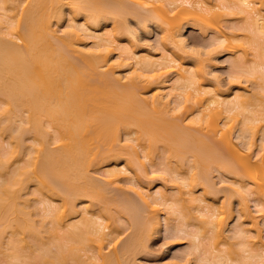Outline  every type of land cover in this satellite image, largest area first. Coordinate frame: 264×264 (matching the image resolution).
<instances>
[{
  "label": "bare ground",
  "instance_id": "bare-ground-1",
  "mask_svg": "<svg viewBox=\"0 0 264 264\" xmlns=\"http://www.w3.org/2000/svg\"><path fill=\"white\" fill-rule=\"evenodd\" d=\"M16 8L17 12L12 13ZM129 14L136 16L145 28L147 22L157 24L162 42L171 51L158 55L146 47L121 48L120 36L132 33L126 25ZM66 15H69L67 26L59 30ZM232 16H241L238 21L242 24L233 21L235 27L226 30L223 22ZM106 22L113 24V31L102 27ZM187 25L198 26L204 35L211 33L209 46L221 47L230 54L231 72L236 76L249 74L246 78L253 82L248 81H257L255 88L251 92L236 87L223 91L218 76L216 86L206 84V59L214 50L211 54L207 51L205 60L197 59L198 52L188 50V39L183 34ZM86 38H94L92 47ZM58 48L73 49L88 66H98L93 86H88L86 75ZM116 48L120 50L119 59L111 62ZM240 81L234 78L231 85ZM113 82L119 84L115 83L118 88H113ZM140 83L149 94L141 96L137 92ZM262 92L264 0H0V103L4 104L0 106V133L3 136L10 129L18 137L17 130L30 124L28 129L34 131L33 138L38 144L34 153L28 152L27 161L11 171L5 183H0V247L5 244V233L10 231L12 238L5 253L11 264H135L131 253L136 254L146 237L157 234L163 226L171 233L186 229L181 228L186 223H181V227L171 224L172 216L183 221L198 219L197 224L191 220L197 229L183 263H191L194 257L193 260H201L198 263L207 264H264V240L260 248L249 244L254 236L249 233L254 229L260 239L264 238V114L251 109ZM22 112L26 113L24 119ZM176 112L182 113L180 123L167 119ZM20 115V128L5 126L17 121ZM237 125L240 142L234 140ZM184 127L210 133L227 146L229 157L225 159L217 153L205 157L201 150L206 145L205 139ZM28 129L24 132H29ZM258 131H261L259 145L255 140ZM48 133L53 137L47 136ZM14 136V143L11 141L0 155L1 172L3 165L12 164L25 154L24 143H19L21 135L18 139ZM51 137L56 143L54 151L47 144ZM160 142L168 161H176L174 167H167L175 175L177 195L153 190L148 183L144 186L136 179L140 172L151 171L142 169L148 167L147 161L155 170H161L162 167H155L154 160L155 146ZM185 153L191 154L193 160L188 168ZM99 163H106L107 167L95 180L89 171ZM208 164L236 176L228 187L242 196L244 204L254 198L258 207L254 223L246 227L241 219L237 224L239 217L230 214L228 208L214 206L211 202L214 193L207 188L214 182L201 179ZM167 167L162 170L167 171ZM32 180L47 197L41 200L47 204L42 221L49 217L53 224L51 230H46L57 248L53 254L43 244L36 253L24 252L28 246L26 235L41 245L38 238L41 230L36 229L32 220L33 210L29 211L33 206L25 208L30 201L23 198L25 184ZM120 181L132 184L135 199L138 197L136 200L153 215L148 223H143L145 226L141 225L136 211L138 202L132 199L126 205L123 203L134 208L126 210L137 212L136 222L141 226L118 249L114 229L117 215L102 198L109 185ZM200 190L203 193L199 195ZM77 214L81 220L70 222ZM231 239L236 241L230 242ZM228 244L231 246L226 250ZM89 247L96 249L93 255L87 254Z\"/></svg>",
  "mask_w": 264,
  "mask_h": 264
},
{
  "label": "rangeland",
  "instance_id": "rangeland-1",
  "mask_svg": "<svg viewBox=\"0 0 264 264\" xmlns=\"http://www.w3.org/2000/svg\"><path fill=\"white\" fill-rule=\"evenodd\" d=\"M64 9H65L64 13L66 14L67 13L66 6H65ZM11 12L12 13H14V12L16 13L17 12V8L13 9ZM68 16L69 15L64 16L65 18H63V21L61 22V25L58 26L59 30H60V27L62 29L63 26H65V27L67 26V21H68L67 19H69ZM127 16L128 17H126L127 18V24L126 25L131 28L132 33H130V34L123 33L120 36L119 41H120L121 48L134 47L135 46L136 49H142V48L146 47V49L149 48L148 50L151 53L153 52V53H156L158 55L159 54L162 55L163 53H166V52L169 53L171 51V48L169 46H166L164 44V42H162V40H161V30L157 26V24H155L153 22H147V24H146L147 25V27H146L147 30H146V28L142 24H140L138 22V18H136V16H133V15H130V14L127 15ZM240 17L241 16H239V17L235 16V18H234L232 16L230 18H227L223 22L225 29L229 30L230 26H234L233 21L234 22L237 21L239 23L238 20L241 19ZM238 23H237V25H238ZM240 23L242 24V21ZM104 24H105V27H104ZM235 25H236V23H235ZM65 27H63V28H65ZM102 27L106 28L107 31H113V29H114V26H113V24H111V22L103 23ZM183 34H184V37L186 38V40L188 39L187 40V43L189 45L188 46L189 47L188 50L195 49L198 52V55L197 54L195 55L196 58L198 56L197 59L205 60L206 58H208V55L206 53H207L209 48H213V47L209 46L210 45V41H211V33H209L208 35H204V34H202L200 32L198 26L187 25L185 27L184 31H183ZM88 38H86L87 42H88V46L92 47L93 43H94L93 42L94 38L93 39L92 38L88 39ZM18 42L21 43L20 41H18ZM63 49H59L58 48V51L60 50L61 52H63V54L65 53L66 56H68L69 58H72L73 61L78 66L79 71L86 75L85 78L87 79L88 86H93L94 82L96 80V77H97L98 70H99L98 66L97 65L88 66L85 63V60H83V57H82V55L80 53L74 52L73 49H70V48H66L64 50ZM213 49H214V52H213L212 55H210L211 59L210 58L206 59V64H208L205 67L206 68L205 69L206 77H205L204 80H205L206 84H208L211 87H214V86H216V84H218L217 83V80H218V82L220 83V86L222 87L223 91H225V89L231 90L232 87H236V89H241L243 91L246 90L245 88H247V89H250V90H247V91L251 92L255 88V82H257V81H254V83H251L253 81L248 79L249 77L246 78V75H249L247 73H242V74H239L238 76H236L233 72H231V68H230L231 56H230V54H228L226 51H224L223 48H221V47L220 48L219 47L218 48L214 47ZM119 51L120 50L116 48L115 51L112 53L111 62H115V61H117L119 59V57H118ZM216 51H218V52H216ZM199 53H200V55H199ZM250 53H252L251 50H250ZM251 57H252V54H251ZM211 60H212V62H211ZM216 76H218L217 80L215 79ZM252 77H254V76H252ZM234 78L237 79V80H241L240 81L241 83L237 84L238 86L236 84H235L236 86H232L231 85L232 84L231 81ZM254 79H256V78L254 77ZM248 80H250L251 82L248 81ZM100 81H98V79H97V82H99L102 86H103V84L105 86V83L103 81L102 82H100ZM115 83L113 82V85H112L113 88H116L117 85L119 86V84L116 83L117 85H115ZM250 83H251V85L253 84L252 85L253 87L250 85ZM256 85H258V84H256ZM119 89H120V87H119ZM136 89L138 90L137 92L141 96L149 94V93H145L144 92V88H143L141 83L136 87ZM0 104H1L0 106H4L3 103H0ZM251 109L253 111H255L256 113L264 114V92H262L258 96V99L256 100V103L251 106ZM149 112H150V114H153L151 110H149ZM178 113L180 114V116L178 115L179 117L175 118L174 116H176V114H178ZM178 113L176 112V114H174V115L167 116V119H171L172 122L180 123L181 120L183 119V117L181 116L182 113H180V112H178ZM21 115L22 116L24 115L26 117V113L25 112H22ZM21 115L19 116L21 119L17 118L18 122L17 121H15V122L12 121V122L6 123L7 125H5L4 122H3V124L7 128H9V127H13L14 128V126H15V128H17V125H18V128H20L19 125H21V123H20L19 120H22ZM24 116H23V119H24ZM181 117H182V119H181ZM22 123H23L24 126H26L25 125L26 122H22ZM9 124L13 125V126H9ZM29 125L26 126V127H21L22 128V129H20L21 132H20V130H17V132H16V133L19 132L18 137H20V135H21V138H19V140L21 142L19 141V143L20 144L24 143L23 146L25 145V147H26V148L24 147L25 149H23V150H26V151H24L25 154H24V156L22 158H19L18 160L12 161V164L10 162L9 164L7 163L5 166L3 165L4 168L2 167L3 170H2V172L0 171V183L1 182L5 183V180L7 178H9L10 174L12 173L11 171L16 169L18 166L23 165L24 164V160H25V162L27 161V158L29 156L28 152L32 153L33 151L36 150V147H38V144H36L37 143L36 140L33 138L34 137L33 136L34 131L30 132L31 129H28V128H30ZM25 128H26V130L28 129L29 132H27V133L24 132V131H26ZM235 128H234V136H235L234 140H235V142H240L239 141L240 137H237L238 133L240 132V125L235 126ZM8 130L10 132V129H8ZM185 130H188V131H191V132H193L195 134H198L199 136H202L205 139L206 145L201 147V150L204 153L205 157L208 156L209 154L211 156L213 153L221 154L220 156L223 155L224 157L226 156L227 158L229 157L230 154H229L227 146L223 145V143H221L217 139H213L211 137L210 133H207L205 131H197V130H194V129H188V128H185ZM7 131H6L5 134H3V136L0 133V155H1V153L3 151H5L7 148H9V145L12 142L14 143V141H15L14 138H13V136L15 134L14 131L12 130L13 134H12V131L10 132L11 134L10 133L7 134L8 133ZM22 132L24 134H22ZM250 132H251L250 130L248 132H246L245 136L249 137ZM122 133L125 134L126 131H124ZM53 134H54V132L52 133V135ZM48 135L52 136L50 133H48L47 136ZM136 135H137L136 133H133V136H136ZM18 137H15V138L18 139ZM52 137H51V139L48 140L47 144L49 143L48 146L50 147V149L52 151H54L56 143H55V141L53 140ZM255 137H256L255 140L258 141V142H256V141L255 142H256L257 145H259V143H261L260 142V140H261V131H258L257 136H255ZM26 145L27 146L31 145V146L27 147ZM39 146H41V145H39ZM193 146L196 147L197 144L194 143ZM155 149H156V153H155L156 157H154L155 167H156V165H158V168H161V167L165 168L168 165H171L172 167H174L176 165V161L175 160H172V162L168 161V154H166V150H164L163 142H160V145L157 143V145L155 146ZM185 155H186V153H185ZM226 157H225V159H226ZM185 159L187 160V164H185V168H188L189 165H190V162L193 163L192 162L193 160L191 158V154H189V156L186 155ZM119 161H121V163L125 162V160L123 161V159H120ZM147 162H146V166H148V167H146L147 169L146 168L145 169L142 168V169L143 170H147V172H149V170H151V171L149 173H146L145 171L144 172H140L141 175L138 176V178H136L137 181L142 182V184L144 186L147 185V183H148L149 186L151 185V188L153 190H155V189L156 190H162V191L166 192L167 194H174V195L176 194L177 195L178 194L177 192L179 191V188L175 185L176 183L174 181V177H175L174 173L170 172L168 170V167H167V171L165 170L166 168L163 169V170L161 168V170L157 171V170L154 169V167H152V165H149V162L148 163ZM99 164L95 165V167H93V169L91 168L90 171H89V173L94 176L95 180H96V177L99 178L98 177V176H100L99 172H101V170L103 171L107 167L106 163H103V164L99 163ZM213 166L211 164L210 165L208 164L206 166L202 176H201V179L203 181H210L211 183L212 182L216 183V184L213 183V184L207 185L208 190L213 191V193H214L213 196L215 197L213 200H211V202L214 204L215 207L228 208L227 210L229 211L230 214H232L233 216L239 217L238 220L236 221L237 224L239 223V220L244 219L246 227H248L249 224L254 223L253 222V216H255L254 214H256V210H258L257 209L258 207H256L255 202L252 200L254 198H249L251 200H248L247 203L244 204L243 200H242V196H240L239 194H236L234 191L230 190L229 187H228V184L232 183L231 185H233L234 180L236 179V176H234L233 174L232 175L228 174L229 175L228 176L226 173H224L225 171H223V169H219V166H217V165H213ZM222 178L224 180H222ZM173 183H175V184H173ZM109 186H110L109 190L108 189H107V191L104 190L105 191L104 192L105 197L102 198V202H104V204L107 205L108 208L109 207L113 208V210H114L113 214L114 215L116 214L117 217H118V220H117V217L115 216L116 227L114 229L116 231L115 234L118 235L117 236V241L119 240V244L117 245V247H118V249H120L121 245L122 246L125 245L124 243H126V242H124V241L129 240L127 238L131 237L132 234L137 231V229H138L137 226H141L143 223L146 224V223L149 222V219L152 217L153 213L150 212L148 210V208H146L147 206L144 205L143 203H141V201L139 202V200H136V199H139L138 197L135 199L136 194L133 192V190H131L132 184L130 182L120 181L119 183L114 184L113 186L112 185H109ZM37 189H38L37 188V184L35 183L34 180L27 182V184H25V187L23 189L24 190L23 191V198H26V199H28L30 201V205L28 204L29 206L27 205V207L25 206V208H29L31 206V204L33 206L32 209H31V207L29 208V211L33 210V212H31L32 213L31 214L32 215V220H33V222H35V226L37 227L36 229L40 228V230H41V232L38 234V238L40 240L41 245L36 244L34 242V240H33L34 238H32L29 235H26V239L25 240H26L28 246L26 247V250H24V252L26 254L31 253V252H35V251H37L39 249L38 247L42 246V244H43L44 247H47V248L50 249L49 251L52 250L51 252L53 254V252L56 253L57 248L54 245V243L52 242V239L49 236V232L46 231L48 229L51 230L52 227H53V224L50 221L49 217H48L46 222L42 221V219L44 217L43 215L46 213L45 210H44L45 209V205L47 206V204H46V202L41 201V200H46L47 197L45 195H42V193H40ZM200 193H203V192H201V190L197 192V194H199V195H200ZM231 193L233 195H231ZM132 199L136 200L138 202V208L139 209L137 208V210H136L138 213L136 211H134L133 213L129 212L128 209H130L132 207V206H130V203L128 205L130 207L125 206ZM117 202H119V203H117ZM56 203L59 204L60 200H57ZM226 205H228V207ZM35 207H37V210L40 209V211L39 210L37 211ZM126 208H128V209L126 210ZM132 209L134 210L133 207H132ZM138 210L141 212V214H140V212ZM126 212H128V214ZM192 212L193 213L196 212L195 209H193ZM136 213L140 216V219H139V216L136 217V215H137ZM197 215H198V213H197ZM173 216H175V215H173ZM135 217H136V219H135ZM192 219H194V218H192ZM192 219H190V220H189V218H188V220L185 219L186 220V222H185V220L183 221V219H179V220L178 219H172V216H171V224L181 227V225L186 223L187 226L184 225L181 228L185 227L187 229V231L189 229L192 233L191 232L187 233L185 231L186 229L184 230L185 232L183 230H182V232H177L178 229H176V230H173L172 233H171V231L170 232L167 231L166 227L163 226L162 230L157 232V234L152 235V237L148 236L149 238L146 237L145 238L146 241L144 239V241H143V242H145V243H143L144 245L142 247L140 246L141 249L138 248L136 250V254L131 253L132 257L131 256L130 257H131V259H133L131 261L132 262L135 261V264H181V263L185 264V263H183V261H184L183 257L190 250V248H191L190 246L193 245L192 242H194L193 239L195 237L194 236V232H196V229H197L196 225H194V224H197L198 219H196L197 221L194 219L196 221V222L194 221V224L191 223ZM80 220H81V215L77 214V216L75 215V216H73L71 218L70 222H78ZM134 220H135V222L137 220L138 221L141 220L142 223H141V221L139 222L141 225H138L137 222L135 223ZM187 221H188V223H187ZM236 222L234 221L233 223H236ZM181 223H183V224H181ZM231 226L233 227L234 225H231ZM136 227H137V229H136ZM262 230H264L263 226H262ZM229 233H231V231ZM5 234H6L5 237H4L5 244L2 247H0V264H11V258L6 255V253H5L6 249L5 248L8 246V242H9V240H11L12 235L10 234V231H7V233H5ZM189 234H192V235H189ZM249 234L254 235L252 237V241L249 242L250 246H252L254 248L263 247L262 244H261V240H264V238L260 239L258 237L259 236L258 230L254 229ZM192 236H194V237H192ZM235 241H236L235 239L234 240L233 239L230 240V242H235ZM220 246L222 247V245H220ZM230 246L231 245L228 244L225 247V249L226 250L229 249ZM236 246L237 245L234 244L233 247L238 248V246L237 247ZM107 248H106V250L108 252H110L111 250H109ZM109 248L111 249L112 247H109ZM87 249H88L87 250V254L88 255H93L96 252V249L93 248V247H89ZM238 252L240 253L241 250L238 251ZM81 253L85 254L84 251H81ZM132 254H134V256ZM83 257H85V255H83ZM193 258L191 260V263L189 262V264H195V263H198L199 261H201V260H198L197 258H195L193 260ZM34 259L35 258H33L31 261L33 262ZM202 262L203 263H201V262L200 263L201 264H207V262H205V261H202ZM200 263H198V264H200ZM17 264H21V262H18ZM211 264H214V262L211 263Z\"/></svg>",
  "mask_w": 264,
  "mask_h": 264
},
{
  "label": "snow or ice",
  "instance_id": "snow-or-ice-1",
  "mask_svg": "<svg viewBox=\"0 0 264 264\" xmlns=\"http://www.w3.org/2000/svg\"><path fill=\"white\" fill-rule=\"evenodd\" d=\"M213 50H214V49L209 48V49H208L209 54H211V52H212ZM191 51L193 52V54H196V50H195V49H192ZM152 78L154 79V77H152Z\"/></svg>",
  "mask_w": 264,
  "mask_h": 264
}]
</instances>
